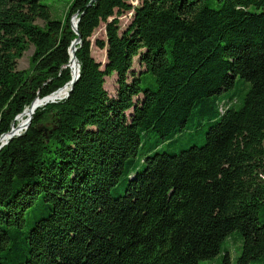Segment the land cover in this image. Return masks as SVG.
<instances>
[{
  "label": "trees",
  "instance_id": "16d2710c",
  "mask_svg": "<svg viewBox=\"0 0 264 264\" xmlns=\"http://www.w3.org/2000/svg\"><path fill=\"white\" fill-rule=\"evenodd\" d=\"M42 1L0 0V138L71 81L78 38L79 77L0 149V264H231L234 231L237 264L264 261V0Z\"/></svg>",
  "mask_w": 264,
  "mask_h": 264
},
{
  "label": "rangeland",
  "instance_id": "374dc122",
  "mask_svg": "<svg viewBox=\"0 0 264 264\" xmlns=\"http://www.w3.org/2000/svg\"><path fill=\"white\" fill-rule=\"evenodd\" d=\"M42 2L44 3V2H46V0H43ZM127 2L132 3L133 6H137L139 4V0H127ZM131 17H132V12L124 13L122 16L119 17L121 30H123V29H125V27H127L129 22L131 21ZM74 19L75 18H73L71 20L72 23H73ZM36 24L42 25V22L37 21ZM96 41H105V32H104V25L103 24H101L100 27L94 31L92 38H91V56L93 57V59L97 63H99L101 65V69H103L105 67V64H106V50L105 49L100 50L95 45ZM32 52H33V48H32V46H30L29 49L25 53H23V55L17 60V70L18 71H27L29 69V60H30V57L32 55ZM71 66L72 65H71V61H70L69 67L72 70L73 68ZM132 66H133L134 70H136V71L139 70V66L136 63V59L133 60ZM116 81H117V75L116 74H113L112 76L105 78L104 89L111 96L115 95V92L117 89ZM67 88H68V86H67ZM58 93H60V91ZM58 93H56V94H58ZM53 100L54 101H56V100L60 101V100H62V98L56 99V100L53 99ZM49 103H51V102H49ZM16 124H17V122H16ZM207 129H208V123L204 122L202 127L199 130L184 133V134L176 137L174 141H171V142H168L166 144L161 145L158 148V152L159 153H162V152L176 153L182 149L189 147V145H191V144L200 145L203 141V138H204V135H205V132L207 131ZM24 131H25V129L23 131H21L19 133V135ZM1 142L2 141H0V143ZM3 143H5V142L3 141ZM241 247H242V241H241V237L239 236L238 232L234 231V232L230 233V235L225 239L222 248H223V251H226L228 253L231 264H237V257L239 256V254L241 252ZM222 256H223V254H220V255L216 256L215 258H213L212 260L200 261L199 264H220L222 261ZM250 264H264V261L252 262Z\"/></svg>",
  "mask_w": 264,
  "mask_h": 264
},
{
  "label": "water",
  "instance_id": "95a60500",
  "mask_svg": "<svg viewBox=\"0 0 264 264\" xmlns=\"http://www.w3.org/2000/svg\"><path fill=\"white\" fill-rule=\"evenodd\" d=\"M77 24H78V20H77V21H74V22L72 23V27H73V29H74L75 31H76ZM79 43H80V39L78 38V39H76V40L72 43V46L70 47V51H69V52H70V61H71V65H72L71 67H72V68L75 67V71H74V69H72V79H71V81H70L67 85H65L62 89L56 91V92L53 93L52 95H50V96H48V97H46V98H44V99H36V100H34V102H33V103L31 104V106H30L32 109H34V111H35L37 108H40V107L46 105V104L49 103V102L54 103L55 101L50 100V98H51L53 95H55L56 93H58L59 91L64 90L67 86L69 87V88H68V92L66 93L65 97H63L62 99H66V98L69 96L70 92L72 91V87L74 86L76 80H77L78 77H79V66H78V63H77V61H76V59H75V51H76L75 45H77V44H79ZM36 102H41V103H40V104H36ZM23 113H24V112H23ZM23 113H22V114H23ZM33 113H34V112H33ZM22 114H20L19 116H21ZM32 115H33V114H32ZM19 116H18V117H19ZM18 117H17V118H18ZM17 118L14 120L15 122H16ZM31 119H32V116H30V117L27 119V125H26V128H25V131L28 129V127H29V125H30V123H31ZM39 131H42V128H39ZM12 133H13V128L11 129V131H10L8 134L2 135L1 138H4L5 136H8V135H9V139H8V141H9V140L13 139L14 137L20 136L19 134H15V133L12 134ZM1 138H0V139H1ZM8 141H7V142H8ZM7 142H5L3 145H0V149H1L4 145H6Z\"/></svg>",
  "mask_w": 264,
  "mask_h": 264
},
{
  "label": "bare ground",
  "instance_id": "6f19581e",
  "mask_svg": "<svg viewBox=\"0 0 264 264\" xmlns=\"http://www.w3.org/2000/svg\"><path fill=\"white\" fill-rule=\"evenodd\" d=\"M75 21V19L73 20V22ZM73 29V27H72ZM73 31L76 33L77 31V27H76V31L73 29ZM74 71H75V67L73 68ZM68 92V88L66 87L64 90L60 91V93L58 94H55L53 95L50 100H53V99H61L63 97H65L66 93ZM54 101V100H53ZM41 102H36V104H40ZM34 112V109L32 108H29V109H26L24 111V113L17 118L16 122V126H14L13 128V133L15 134H19L21 131H23L25 128H26V125H27V119L32 116ZM31 126V125H30ZM12 133V134H13ZM8 137V138H7ZM9 139V135L8 136H5L4 138H2L0 141H2L0 144L3 145V141L6 142L7 140Z\"/></svg>",
  "mask_w": 264,
  "mask_h": 264
},
{
  "label": "built area",
  "instance_id": "2783aa9c",
  "mask_svg": "<svg viewBox=\"0 0 264 264\" xmlns=\"http://www.w3.org/2000/svg\"><path fill=\"white\" fill-rule=\"evenodd\" d=\"M132 4V3H131ZM133 5V4H132Z\"/></svg>",
  "mask_w": 264,
  "mask_h": 264
}]
</instances>
